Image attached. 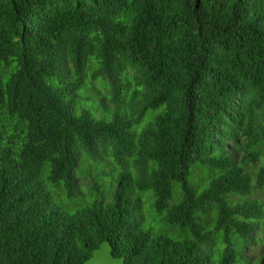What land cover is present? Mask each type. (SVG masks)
I'll use <instances>...</instances> for the list:
<instances>
[{"label": "trees", "instance_id": "16d2710c", "mask_svg": "<svg viewBox=\"0 0 264 264\" xmlns=\"http://www.w3.org/2000/svg\"><path fill=\"white\" fill-rule=\"evenodd\" d=\"M263 194L264 0H0V264H264Z\"/></svg>", "mask_w": 264, "mask_h": 264}, {"label": "water", "instance_id": "95a60500", "mask_svg": "<svg viewBox=\"0 0 264 264\" xmlns=\"http://www.w3.org/2000/svg\"><path fill=\"white\" fill-rule=\"evenodd\" d=\"M82 264H124L123 258L115 257L111 246L106 242L100 243Z\"/></svg>", "mask_w": 264, "mask_h": 264}, {"label": "rangeland", "instance_id": "374dc122", "mask_svg": "<svg viewBox=\"0 0 264 264\" xmlns=\"http://www.w3.org/2000/svg\"><path fill=\"white\" fill-rule=\"evenodd\" d=\"M97 83V82H96ZM97 86L102 90V91H104V89L97 83ZM92 174H93V171L92 170H89ZM117 173V171H115V172H113V173H109V176L111 177L112 176V174H116ZM262 198L264 199V194L262 195ZM258 236H261L262 237V235H259L258 234Z\"/></svg>", "mask_w": 264, "mask_h": 264}]
</instances>
